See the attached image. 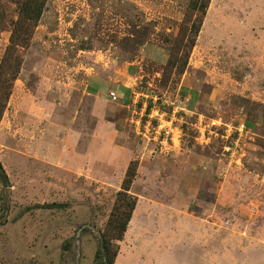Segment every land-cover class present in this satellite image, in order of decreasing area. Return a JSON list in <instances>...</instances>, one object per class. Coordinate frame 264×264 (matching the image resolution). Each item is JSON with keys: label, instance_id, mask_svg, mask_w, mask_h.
<instances>
[{"label": "rangeland", "instance_id": "obj_1", "mask_svg": "<svg viewBox=\"0 0 264 264\" xmlns=\"http://www.w3.org/2000/svg\"><path fill=\"white\" fill-rule=\"evenodd\" d=\"M0 164V264H264V0H0Z\"/></svg>", "mask_w": 264, "mask_h": 264}, {"label": "trees", "instance_id": "obj_2", "mask_svg": "<svg viewBox=\"0 0 264 264\" xmlns=\"http://www.w3.org/2000/svg\"><path fill=\"white\" fill-rule=\"evenodd\" d=\"M136 176L135 172L130 178H134ZM0 181L4 184L5 187H8L9 181L8 178L3 171L1 164H0ZM128 185V182H125V186ZM126 191H128L126 189ZM137 206V201H135L132 204L131 213L127 216V219L124 221L123 219L117 218L113 216L112 218V224H113V230L115 233H117V239L119 241L123 240L124 234L126 233L127 226L129 222L131 221L132 214L135 211ZM117 251H114L112 249V246L110 243H107L105 240L102 241V249L97 253L96 257L98 261H102V264H115V260L117 258Z\"/></svg>", "mask_w": 264, "mask_h": 264}, {"label": "built area", "instance_id": "obj_3", "mask_svg": "<svg viewBox=\"0 0 264 264\" xmlns=\"http://www.w3.org/2000/svg\"><path fill=\"white\" fill-rule=\"evenodd\" d=\"M150 117L154 120L156 118H162L158 110H153L152 115ZM163 123H165V121L159 120L158 125L156 127H153L152 131L156 139L162 138L163 142L168 143V140L172 139V129L168 125H165L164 127ZM168 123L169 122H166V124ZM237 131L242 134L245 131V125H240L237 128Z\"/></svg>", "mask_w": 264, "mask_h": 264}]
</instances>
